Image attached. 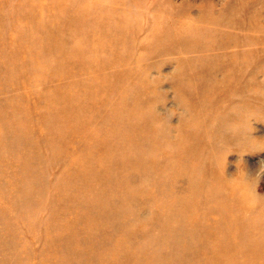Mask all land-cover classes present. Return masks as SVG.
I'll return each mask as SVG.
<instances>
[{"label":"rangeland","instance_id":"obj_1","mask_svg":"<svg viewBox=\"0 0 264 264\" xmlns=\"http://www.w3.org/2000/svg\"><path fill=\"white\" fill-rule=\"evenodd\" d=\"M0 264H264V0H0Z\"/></svg>","mask_w":264,"mask_h":264},{"label":"bare ground","instance_id":"obj_2","mask_svg":"<svg viewBox=\"0 0 264 264\" xmlns=\"http://www.w3.org/2000/svg\"><path fill=\"white\" fill-rule=\"evenodd\" d=\"M254 249V248H253Z\"/></svg>","mask_w":264,"mask_h":264}]
</instances>
